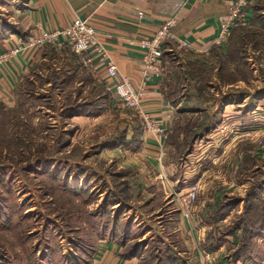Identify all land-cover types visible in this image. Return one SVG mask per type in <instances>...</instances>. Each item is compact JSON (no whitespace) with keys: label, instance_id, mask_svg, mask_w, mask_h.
I'll return each instance as SVG.
<instances>
[{"label":"rangeland","instance_id":"rangeland-1","mask_svg":"<svg viewBox=\"0 0 264 264\" xmlns=\"http://www.w3.org/2000/svg\"><path fill=\"white\" fill-rule=\"evenodd\" d=\"M258 3L264 10V1ZM256 21L235 28L224 48L199 55L181 49L172 62L163 56L169 98L201 108L169 127L168 154L183 163L199 133L206 141L205 128L220 126L219 143L212 146L228 156L211 175L217 185L212 193L220 197L221 211L228 212L232 201L239 204L241 213L234 212L223 232L240 225V245L244 229L262 227L254 245L248 244L250 253L264 238V14ZM192 62H202L208 72L197 85L180 72ZM48 67L43 62L26 76L10 106L0 101V264H90L100 238L116 239L124 254H137L142 264H193L183 252L175 194L140 190L132 168L100 155L132 146V137L125 143L127 119H136L132 111L112 106L88 77H80L82 84L62 83V73ZM96 111L105 115L93 119ZM229 174L236 186L223 184ZM197 193L196 201L199 185Z\"/></svg>","mask_w":264,"mask_h":264},{"label":"crops","instance_id":"crops-1","mask_svg":"<svg viewBox=\"0 0 264 264\" xmlns=\"http://www.w3.org/2000/svg\"><path fill=\"white\" fill-rule=\"evenodd\" d=\"M232 1L0 0V8H6L0 9L3 11H0V53H8L18 39L25 40L28 36L37 34L39 31L37 27L54 31L69 25L79 16L97 29L100 39L116 62L119 73L128 76L135 86H139L144 79V67L141 61L144 49L135 43H130L131 40L147 37L154 33L165 19L175 18L174 37L167 40L163 46V56L169 61L172 62L177 51L183 49L179 44L180 41L190 44V50L186 51L198 55L206 54L213 46L224 48L225 44L216 43V38L220 31V21L227 15ZM259 1L250 0L246 8L247 24L255 23L262 18L264 10ZM53 53L61 55L55 59L51 57ZM70 55L66 47L58 49L51 44H45L42 48L26 49L17 55L9 54L0 63V101L10 106L16 100L15 96L26 76L46 62L50 65L48 68L54 69L56 74L62 73V83L77 81V84H82L83 79L80 77H88L93 85L103 90L113 106L114 95L107 89L111 79L107 78L105 67L95 61L92 66L88 65L85 62V55L73 52ZM180 69L182 77L188 80L186 68H182L181 65ZM165 86L164 78L147 79L142 101L143 108L160 123L169 128L182 114L201 111V108L195 106L193 108L176 105L169 98ZM95 98L98 99V96L96 95ZM103 111H96L90 116L93 119L100 118L105 115ZM132 114L136 119L132 120V124L127 119L128 140L125 141L127 144L132 137V146L112 147L110 150H102L100 155L106 159L114 157L120 166L132 168L140 190L160 188L165 193L175 194L173 196L175 210L180 216L179 227L185 233L184 243L187 245L183 252L187 253L193 264H264V238L260 237L258 246L243 259L242 256L236 255L240 247L239 231L236 230L228 235L223 232L225 229L223 225L230 222L234 212L241 213V209L237 211L239 204L232 201L234 205L229 207L228 212L221 211L215 200V197L216 199L220 197L212 193L215 192L217 185L211 183V175H214L217 169L219 171L223 169L219 164L222 163L223 156H228L225 154L227 151L218 152L217 148L213 147L219 143L215 135L220 126L215 123L205 128L206 141L203 140V134L199 133L198 138L194 140L193 151L186 155L187 160L177 163V160H172L168 154L169 144L166 145L162 158L157 157V144L150 139L147 131L142 127L141 119L137 114L134 112ZM224 117L222 115L221 122L224 121ZM230 118L232 117L229 116L225 121ZM243 134L244 132L237 137ZM228 137L229 135L225 137L226 141ZM233 139L232 135L231 140ZM203 141L204 149L200 148L203 146ZM199 160L203 161L198 163ZM229 175L228 183L223 184L236 186L237 182L233 180L231 174ZM194 182L199 185V198L186 215L181 209L179 196L185 194ZM241 186H244L243 183L238 189ZM239 203L241 205V201ZM95 246L97 248L90 258V264H142L137 254H124L122 246L116 239L100 238Z\"/></svg>","mask_w":264,"mask_h":264},{"label":"built area","instance_id":"built-area-1","mask_svg":"<svg viewBox=\"0 0 264 264\" xmlns=\"http://www.w3.org/2000/svg\"><path fill=\"white\" fill-rule=\"evenodd\" d=\"M250 0H233L228 7V13L220 21V31L216 38V43L225 44L228 36L234 28L241 27L248 23L246 17V8ZM175 18L165 19L158 29L147 37L138 40H131L140 48L144 49L142 54V64L144 67L143 82L135 86L128 76L119 73L118 67L112 58L110 51L99 37L97 29L89 25L87 20L82 17L75 19L67 26L51 31L45 28L37 27V34H32L25 40L18 39L15 45H12L8 53H0V63L3 62L9 54L17 55L26 49L42 48L45 44H51L55 47H69L75 54L85 55V62L88 65L93 61L105 67L108 79H111L107 85L108 91L114 95V107L120 110H129L137 114L141 119L142 127L147 131L150 139L158 146V158H162L165 150V140L169 128L162 122L153 118L151 114L142 106L144 98V87L147 79H163V46L164 43L173 39V26ZM179 44L185 50H190V44L186 41H180ZM198 183H192L189 189L179 196L181 209L188 213L191 205L196 201L198 196Z\"/></svg>","mask_w":264,"mask_h":264},{"label":"trees","instance_id":"trees-1","mask_svg":"<svg viewBox=\"0 0 264 264\" xmlns=\"http://www.w3.org/2000/svg\"><path fill=\"white\" fill-rule=\"evenodd\" d=\"M213 47H216V46H213ZM204 67H205V65H203L202 62H199L198 65H197V62H192L189 64L187 63L186 76L189 77L192 81H194V83H196V85H197L199 82H203L206 79L205 75L208 74V72H205ZM217 76L219 78H221L220 71H219V73L217 71ZM260 188H261V186H260ZM262 221H263V218L260 219V223H262ZM240 227L241 226L237 225V223H236L235 227H233V228L231 227V229H234L236 231V230L240 229ZM260 227L261 226L258 225V230H257V228H254V227L248 228L246 230L244 229L243 241H241L242 243H241L239 249L237 250L236 255H238V256L246 255L247 256V253L250 254L251 251H249L248 244L253 243V245H254V242H253L254 238L253 237L260 235V233L262 231V227L261 228ZM235 231L231 230L230 232H226V233L230 234V233H233ZM245 240H246V242H245ZM246 256H244V257H246Z\"/></svg>","mask_w":264,"mask_h":264}]
</instances>
